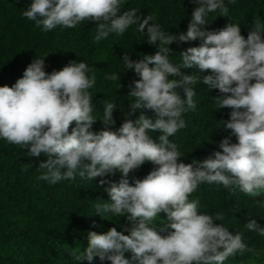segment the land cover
<instances>
[{
  "label": "clouds",
  "instance_id": "obj_1",
  "mask_svg": "<svg viewBox=\"0 0 264 264\" xmlns=\"http://www.w3.org/2000/svg\"><path fill=\"white\" fill-rule=\"evenodd\" d=\"M195 2L187 32L178 34L162 31L151 23L153 15H137L135 8L117 16L122 0H32L22 13L45 32L93 21L97 24L94 39L100 41L138 25L149 44L158 43L154 55L133 61L124 54L122 59L124 71L134 69L140 76L128 93L133 98L130 108L154 111L155 121L142 114L126 119L118 131H90L97 119L89 92L96 77L89 78L92 69L83 61H71L49 74L44 70L47 55L35 58L13 86H0V139L28 149L30 156L47 157L39 164L43 171L37 179L55 185L77 176L101 177L99 185H107L104 190L111 202L97 203L95 212L102 218L107 213L126 216L133 224L130 235L115 227L104 234L90 231L87 248L72 253L78 264H92L97 257L102 264H224L229 257L252 250L242 233L232 235L229 228L214 223L225 219L223 212L201 214L199 199L189 197L202 183L235 187L250 197L264 195V23L255 20L246 39L240 25L233 23L218 31L207 30L209 13L219 10L220 16H228L229 9L224 0ZM197 39L202 44L182 51L179 66L170 62V44ZM181 68L211 74H184ZM197 77L222 94L214 98L216 107L231 109L225 127L238 142L225 138L219 144L222 151L185 164L178 162L183 155L169 137L186 127L182 114L196 108L190 85L197 83ZM120 78L117 73L106 76L113 82ZM103 107L104 124L114 123L116 105L105 102ZM157 130L159 143L149 135ZM145 162L157 167L130 184L129 174ZM116 173L121 175L118 183L104 179ZM162 212L167 220L157 228ZM245 227L264 236L254 219Z\"/></svg>",
  "mask_w": 264,
  "mask_h": 264
},
{
  "label": "trees",
  "instance_id": "obj_2",
  "mask_svg": "<svg viewBox=\"0 0 264 264\" xmlns=\"http://www.w3.org/2000/svg\"><path fill=\"white\" fill-rule=\"evenodd\" d=\"M31 3L32 0H0V86H13L35 58L47 55L44 70L49 74L62 70L71 61H83L92 69L87 74L89 78L93 74L96 77L95 85L89 89L93 115L97 118L90 131H118L126 119L135 120L142 114L155 121L154 111L141 108L133 112L130 108L133 98L128 93L140 76L134 69L124 71L122 59L124 54H129L133 61L154 55L158 43L149 44L147 33L139 32L138 25L130 26L122 35L110 33L100 41L94 39L97 24L93 21L81 22L75 28L57 26L45 32L42 26L37 27L34 21L22 15ZM122 3L117 16L135 8L137 15H153L155 19L151 23L170 34L187 32L191 13L197 6L195 0H122ZM224 4L229 9L228 16H220L219 10L209 13V23L204 28L218 31L233 23L240 25L246 39L255 20L264 23V0H224ZM202 42L200 39L173 42L168 46L170 62L179 66L181 52L198 47ZM180 71L201 74L197 68H181ZM112 73L121 75L119 82L106 79ZM209 74L210 71L201 75ZM175 78L169 76V79ZM190 87L195 91L196 108L182 114L186 127L169 137L183 155L178 162L185 164L203 161L215 151H222L219 144L225 138L231 143L238 142L225 127L231 109L218 110L216 107L214 98L222 95L219 90L203 85L202 77H197V83ZM178 91L184 98L182 89ZM105 102L116 105L112 114L114 123L109 125L103 122ZM71 127H75V123L70 126V131ZM149 135L159 143L161 133L158 130ZM28 151L0 139V264H78L72 253L87 248L90 231L104 234L115 227L130 235L133 224L126 216L107 213L102 218L95 212L97 203L111 202L104 190L107 185H99L101 177L82 180L77 176L75 180L49 184L37 179L43 171L38 169L39 164L47 157L43 153L39 157L30 156ZM156 167L145 162L129 174L130 184L135 179L145 178ZM104 179L118 183L121 175L116 173ZM189 199H199L201 214L223 212L225 219L214 223L223 224L232 235L242 233L244 242L252 249L243 255L237 253L229 257L224 264H249L257 251L264 249V236L245 227L254 219L264 229V195L250 197L235 187L202 183ZM129 255L126 253V257ZM92 264L102 262L97 257Z\"/></svg>",
  "mask_w": 264,
  "mask_h": 264
},
{
  "label": "rangeland",
  "instance_id": "obj_3",
  "mask_svg": "<svg viewBox=\"0 0 264 264\" xmlns=\"http://www.w3.org/2000/svg\"><path fill=\"white\" fill-rule=\"evenodd\" d=\"M200 211V208H199ZM167 217L165 213H159L156 221L157 228L161 227V221L166 222ZM249 264H264V249L257 251V253L250 259Z\"/></svg>",
  "mask_w": 264,
  "mask_h": 264
}]
</instances>
